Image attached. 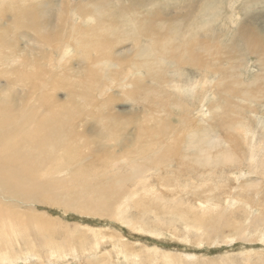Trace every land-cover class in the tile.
<instances>
[{
  "label": "rangeland",
  "instance_id": "374dc122",
  "mask_svg": "<svg viewBox=\"0 0 264 264\" xmlns=\"http://www.w3.org/2000/svg\"><path fill=\"white\" fill-rule=\"evenodd\" d=\"M7 1L0 106L49 118L0 132V160L56 199L0 181V264H264V0Z\"/></svg>",
  "mask_w": 264,
  "mask_h": 264
},
{
  "label": "bare ground",
  "instance_id": "6f19581e",
  "mask_svg": "<svg viewBox=\"0 0 264 264\" xmlns=\"http://www.w3.org/2000/svg\"><path fill=\"white\" fill-rule=\"evenodd\" d=\"M70 1H73V0H70ZM18 4L19 5H15V2H13V1H7V4H6V8L8 7L10 9V12H15V15H14L15 20L18 19V18H20V17H24V18H28V19H37V11L40 13L41 10L43 9L42 7L45 6L47 3L42 2L41 0H40L39 4H36L34 2V0H19ZM73 5L75 6V8L74 9L73 8L72 9L70 8V10L72 12H74V13H72L73 16H74L73 19H75V20L78 21V16H79L78 14H79V10H80V4H78V3H76L74 1L73 2ZM17 9H19V10L17 11ZM42 16H44V15H41V17ZM3 21L5 23V20H3ZM6 21H8V20H6ZM130 39L131 38H129V40ZM125 41H127V40H125ZM84 44H85L86 47L89 46L88 43H84ZM65 73H67V72H65ZM54 78L55 77H53L52 79L50 78L49 81L52 83V81L54 80ZM61 79H63V78H61ZM63 83H65V82L62 81V84ZM68 87H70V85ZM6 105H4V106L1 105L0 106V132H1V134L3 136H5V135H7L9 133H14V132L18 131V123L24 117V114H25V116H32V117H35V118L36 117L38 118V116H41L42 119L40 121L39 118H38V120H39L38 123L44 122L45 118H49L48 112L46 113V111H44V110H38L37 109L38 107L35 104L28 105V107L26 109H21L22 112L18 111L16 113H11L10 110H9V108H8V106H6ZM12 122H16V124L15 123L11 124ZM241 126L243 127V125H241ZM151 127H153V126H151ZM155 128H157V127H155ZM241 130H242V128H241ZM80 134H81V136H83V133L82 132ZM32 143L34 144V141L31 140V144ZM24 144L26 145V144H28V142H25ZM33 149L34 148L32 146L31 150L29 151V154L28 155H25V157H24V161L28 165L31 162L30 159H32V161H34V163H39V162L40 163H44V161L52 160V159L55 158V155H54L53 157L47 158L45 160H44V158L39 159V157H40L38 155V154H40L39 150L38 151H33ZM73 149L76 150L77 148H73ZM73 149H71V151H74ZM10 158H11V156H9V157L7 156V159H5V160H2L1 159L0 160V181H3L4 182V191H3V193L1 195H3L5 198L7 196L8 197V200H9L10 197H12L14 199L23 201V203H29L30 201H38V200H41V199H45L46 196H48V197H51V196L55 197L52 192H50V191H48V190H46L44 188V187H46V185L44 183H41L39 185L40 182H38V181L40 179L36 175L37 169H34L33 167L32 168H29L28 167L27 169H24V172L17 173L18 172L17 169H13V168L10 167V162H11V159ZM68 160H69L68 164L73 163V164H71V166H75L76 165L77 167H81V166H83L85 164V160H83L81 162H78L77 161L78 163L76 162L75 164H74L75 159H73V158L70 157V158H68ZM14 165H16V164H14ZM17 165L19 166L18 169H20L21 168V165H22V162H18ZM12 198H11V200H12ZM55 199H56V197H55ZM70 199H72V198H70ZM10 202H12V201H10ZM68 202L66 203L67 205L70 204ZM11 207H12V205H11ZM14 210H15V208H14ZM1 213H4V210H2ZM34 217L35 216L32 217L33 218V221L34 222H37L38 219H35L36 217L35 218ZM22 218L25 219V220H29L30 219L28 217V215H27V217L26 216H22ZM3 219H4L3 217H0V221L3 220ZM7 219L8 218H5L6 221H8ZM34 222H32V223H34ZM0 224L3 225L1 222H0ZM1 225H0L1 230H5L4 228H2L4 226H1Z\"/></svg>",
  "mask_w": 264,
  "mask_h": 264
}]
</instances>
